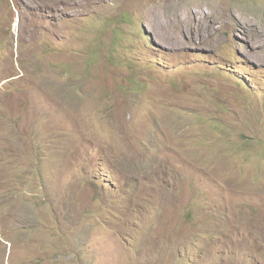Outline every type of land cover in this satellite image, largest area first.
I'll return each mask as SVG.
<instances>
[{
  "label": "rangeland",
  "instance_id": "1",
  "mask_svg": "<svg viewBox=\"0 0 264 264\" xmlns=\"http://www.w3.org/2000/svg\"><path fill=\"white\" fill-rule=\"evenodd\" d=\"M0 264H264V0H0Z\"/></svg>",
  "mask_w": 264,
  "mask_h": 264
}]
</instances>
